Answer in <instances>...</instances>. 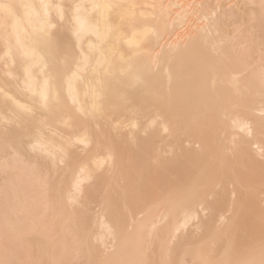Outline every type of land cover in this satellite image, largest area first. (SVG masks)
<instances>
[{
    "label": "bare ground",
    "instance_id": "6f19581e",
    "mask_svg": "<svg viewBox=\"0 0 264 264\" xmlns=\"http://www.w3.org/2000/svg\"><path fill=\"white\" fill-rule=\"evenodd\" d=\"M0 3V264H264V0Z\"/></svg>",
    "mask_w": 264,
    "mask_h": 264
},
{
    "label": "snow or ice",
    "instance_id": "6c2138e0",
    "mask_svg": "<svg viewBox=\"0 0 264 264\" xmlns=\"http://www.w3.org/2000/svg\"><path fill=\"white\" fill-rule=\"evenodd\" d=\"M5 7H6V5H4L3 3H0V9H3Z\"/></svg>",
    "mask_w": 264,
    "mask_h": 264
}]
</instances>
